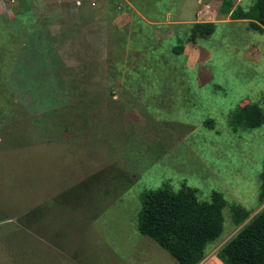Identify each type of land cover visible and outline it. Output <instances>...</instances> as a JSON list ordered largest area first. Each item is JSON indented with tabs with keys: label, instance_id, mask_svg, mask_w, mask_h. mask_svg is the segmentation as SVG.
I'll return each mask as SVG.
<instances>
[{
	"label": "rangeland",
	"instance_id": "374dc122",
	"mask_svg": "<svg viewBox=\"0 0 264 264\" xmlns=\"http://www.w3.org/2000/svg\"><path fill=\"white\" fill-rule=\"evenodd\" d=\"M76 1L0 0V264H179L136 229L141 193L164 187L199 204L223 195L222 234L199 263L221 264L216 252L264 207V125H229L241 108L264 111V33L218 13L222 0ZM84 5L99 16L88 38L119 59L108 86L48 72L53 29ZM197 22L216 29L192 43ZM234 206L249 212L241 225Z\"/></svg>",
	"mask_w": 264,
	"mask_h": 264
},
{
	"label": "trees",
	"instance_id": "16d2710c",
	"mask_svg": "<svg viewBox=\"0 0 264 264\" xmlns=\"http://www.w3.org/2000/svg\"><path fill=\"white\" fill-rule=\"evenodd\" d=\"M218 13L230 15L233 20H247L250 28L264 33V0H254L253 5L244 10L233 8L232 0H222ZM216 24L197 22L189 29V40L207 39L214 34ZM51 62L49 73L63 72L59 66L51 42ZM183 47L173 48L180 54ZM65 72V71H64ZM51 87L57 82L55 76H48ZM60 79L58 83L60 84ZM51 95L54 96L53 91ZM49 115V112H46ZM212 121L209 120L208 124ZM233 131L238 129H258L264 125V111L256 104L233 112L229 118ZM264 163V162H263ZM258 201L264 204V164L260 174ZM140 209L136 216V229L141 236L152 239L179 264H199L209 244L216 241L223 231V209L226 202L222 194L212 192L210 203L199 204L195 192L183 187L177 192L164 187L144 190L140 195ZM249 217V212L241 206L232 207V221L241 225ZM221 264H264V207L253 215L240 230L215 254Z\"/></svg>",
	"mask_w": 264,
	"mask_h": 264
},
{
	"label": "crops",
	"instance_id": "0c3cea01",
	"mask_svg": "<svg viewBox=\"0 0 264 264\" xmlns=\"http://www.w3.org/2000/svg\"><path fill=\"white\" fill-rule=\"evenodd\" d=\"M78 2L77 5H81L80 0L76 1V3ZM94 3L91 0L90 7ZM90 7L84 5L83 12L80 11L81 15L79 13L80 16L76 24H57L52 32L53 44L61 70L69 72L71 78L85 88H89L87 87L89 85L96 86V84L108 86L118 79L120 73L118 57L113 55L114 58H112L110 52V58L108 56L105 46V44L108 45V41L99 39L94 41L87 36L88 30L85 26L87 19L91 22V15L99 18L97 13L95 15L91 13L89 16L90 12L94 10ZM75 14L78 15L77 9H75ZM115 38L114 43L117 45H113L114 49L124 50L125 48L120 43V37H117L116 33ZM101 79L104 80V83Z\"/></svg>",
	"mask_w": 264,
	"mask_h": 264
}]
</instances>
